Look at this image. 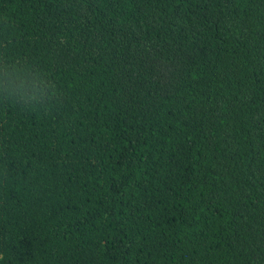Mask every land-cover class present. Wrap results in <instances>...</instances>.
<instances>
[{"label":"trees","instance_id":"1","mask_svg":"<svg viewBox=\"0 0 264 264\" xmlns=\"http://www.w3.org/2000/svg\"><path fill=\"white\" fill-rule=\"evenodd\" d=\"M0 264H264V0H0Z\"/></svg>","mask_w":264,"mask_h":264},{"label":"clouds","instance_id":"2","mask_svg":"<svg viewBox=\"0 0 264 264\" xmlns=\"http://www.w3.org/2000/svg\"><path fill=\"white\" fill-rule=\"evenodd\" d=\"M51 82L29 63L0 56V102L36 109L50 96Z\"/></svg>","mask_w":264,"mask_h":264}]
</instances>
